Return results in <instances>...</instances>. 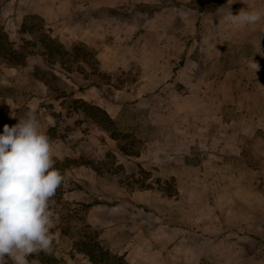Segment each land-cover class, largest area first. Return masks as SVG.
I'll list each match as a JSON object with an SVG mask.
<instances>
[{
  "label": "rangeland",
  "instance_id": "1",
  "mask_svg": "<svg viewBox=\"0 0 264 264\" xmlns=\"http://www.w3.org/2000/svg\"><path fill=\"white\" fill-rule=\"evenodd\" d=\"M56 1L60 3L61 0ZM66 1V6L85 2ZM97 1L99 4L94 9L100 12H127L128 18L138 25L129 44L139 53L125 68L120 67L114 73L102 70L99 63L95 65L94 57L90 56L88 60L97 69L75 59L72 49L83 42L72 38L61 40L58 36H52L48 31L47 22L42 17L26 13L45 6V2L54 5L51 0H41L40 3L37 0H0V37L8 51L5 56L0 54V132L3 131L4 124L11 126L20 118L34 115L27 103L35 98L38 105L43 104L46 107L42 120L51 123L48 117L50 113L56 122L62 121L60 123L63 125V131L57 132V126H52L48 134L57 136L61 133L67 146L75 153L79 149L86 153V156H76L69 149L68 155L57 157L62 159L66 156H84L91 163L90 166L80 165L87 169L82 168L81 175L74 170L80 166L71 168L65 175L64 199L58 206V212L52 217H56L66 238H52L50 249L47 252L40 251L41 263H36L32 254L28 257L30 264H94L82 247L76 244L79 234L89 230L86 228L87 224L99 230L100 235L103 227H118L119 232H114L116 241H105L101 236L100 240L102 245L124 258L123 249L126 239L130 238L129 233L136 234L141 232L139 229L142 228L145 234L143 239L147 244V239L157 238L158 229L155 226L160 219H154L156 214H161L172 205L178 207L180 216L187 214V207L184 209L186 199H181L179 195L174 196L179 185L176 178L170 174L177 161V150L167 144L171 148L168 152L171 153L167 152L165 163L149 161L144 164L146 159L141 158L142 153L147 150V139L157 137L156 129L149 124V114L155 120L157 113L147 110L152 107V94L160 81L146 79L144 88L137 86L144 73H156L160 68L149 63L152 55L164 52V72L171 77L166 82H176L177 80L173 79L174 74L186 58L194 57L195 62L192 61L190 68L186 69V83L180 82L178 90H187L191 83L203 86L204 82L208 83L216 95L222 90L229 100L226 113L230 118L237 117L234 105L239 103L241 106L246 99H250L243 91H247L248 87H251V90L256 89L250 79L255 72L253 61H261L262 51L264 52V16L255 24L235 26L226 22L224 15L229 9L233 14H237L253 5V2L248 4L234 0L233 3L225 4L216 22L211 12L200 13L187 7L184 0L179 1L180 6L174 4L173 0H161L158 3L131 0L114 6L109 4L110 0ZM141 3L149 6H143L141 10ZM153 5H159L158 10L163 11L158 20L152 18L155 11L149 13ZM257 5L260 6L259 0L254 1V7ZM138 10L142 11L141 15ZM261 12L264 13V8ZM161 24L165 25L164 31L160 29ZM217 25L222 27L218 29ZM162 43L166 46L165 51L161 50ZM13 52L16 53L15 56L11 54ZM60 60L64 61V65L60 64ZM84 76L88 77L87 82H80L79 85V78ZM48 78L52 89L44 81H48ZM108 83L111 84L110 89L112 86L121 89V92L117 91L116 100L118 104H122L118 107L119 114L114 117L109 114L115 122V138L111 134L112 130L107 129V122L100 123L96 120L100 113L92 114L79 102L74 101L78 85L80 88L91 84L105 88ZM255 84L259 87V83ZM262 85L263 81L259 88L261 90L264 88ZM133 89L135 94H130ZM61 94L63 98H60ZM55 96L57 101L52 99ZM255 97L258 99L259 95L256 94ZM176 98L169 91L162 98L161 111L166 116L172 115L170 109L177 103ZM166 120L175 122L172 117ZM258 134L259 132L257 136ZM254 136L255 138L248 139L252 147L256 143V134ZM202 147L205 148L204 145ZM151 151H156V148ZM251 154L254 157L250 162L257 173L255 183L260 186L264 183V158L258 157L257 152ZM186 156L188 158L185 157V162L198 159L194 150L192 155L187 153ZM178 162H181L180 159ZM82 197L86 199L76 200ZM93 200L100 203L89 213L91 206L86 208L82 203ZM143 201L158 202L161 207L144 204ZM167 215H170V212ZM90 217L103 224H92L88 220ZM142 217H147L148 220H141ZM231 261L232 257L212 255L205 258L201 264H230ZM110 263L122 264L114 258Z\"/></svg>",
  "mask_w": 264,
  "mask_h": 264
},
{
  "label": "crops",
  "instance_id": "2",
  "mask_svg": "<svg viewBox=\"0 0 264 264\" xmlns=\"http://www.w3.org/2000/svg\"><path fill=\"white\" fill-rule=\"evenodd\" d=\"M129 1L131 0H110L109 4L114 6ZM145 1L158 3L161 0ZM224 1L225 4L232 3V0ZM241 1L248 4L253 2V5L245 10H259L261 6L259 10L261 11L264 8V0H259L260 6L255 7L254 1L258 0ZM51 2L56 6L45 2V6L26 13L42 17L47 22L48 31L52 36H58L61 40L76 39L94 49L102 70L114 73L120 67L125 68L139 53L129 44L138 25L128 18L127 12L107 10L100 12L94 9L99 4L97 0H85L76 6H66V0H61L60 3L56 0ZM162 12L161 9L156 10L152 18L158 20ZM138 13L141 15L142 11L138 10ZM221 27L217 25L218 29ZM164 28L165 25L161 24L160 29L164 31ZM160 46L161 50L165 51V44L162 43ZM163 53L152 55L150 59L149 63L160 67L156 73H144L137 83L142 89L146 85L144 82L146 79L160 81L152 94L151 101L155 103L150 101L152 107L147 110L157 113L155 120L149 114V124L156 129L157 137L147 139V150L142 153L141 158L146 159L144 164H148L149 161L165 163L168 149H171L167 144H171L174 150H177L175 151L177 161L170 174L176 178L179 185L174 196L179 195L181 199H186L184 209L187 207V214L180 216L178 207L174 205L167 207L161 214H156L154 219H160L155 226L158 229L157 238H146L149 244L143 239L145 234L142 228L139 229L142 233L139 231L136 234L129 233L130 238L126 239L123 249L125 261L127 264H201L205 258L219 255L232 257L230 264H264V183L260 186L255 183L257 173L250 162L254 157L251 152H257L258 157L264 158V88L259 89L262 81L264 87V52L262 51L261 61H254L258 68H255L250 79L256 89L251 90V87H248L247 91L244 89V94L250 99L240 103L241 106L239 103L234 105L236 118H230L226 113V104L229 102L226 99L227 95L222 90L216 95L207 82H204L203 86L191 83L187 90L183 92L178 90L180 82L184 83L188 78L186 69L190 68L192 61L195 62L194 57L186 58L178 72L174 74L173 79L177 80L176 82H166L171 77L164 72L166 58ZM57 73L59 74L58 71ZM79 80L78 83L81 85L80 82H87L88 77H80ZM255 81L259 83V87ZM79 85L75 91V98L103 107L112 117L119 114L118 107L121 103L118 104L116 100L117 91L121 92V89L113 86L110 89V83L105 88L92 84L80 88ZM167 91L177 97V103L170 109L172 115L166 116L161 108L162 98ZM130 94H135V89L130 91ZM256 94L259 95L258 99L255 97ZM61 95L60 98H63V94ZM52 99L57 101L58 98L55 96ZM148 104L150 106V103ZM27 106L38 120L40 130L48 135L53 156L68 155L69 149L76 156L80 154L86 156L84 151L79 149L75 153L67 146L61 133L57 136L48 134L52 126H57L56 130L59 132L63 125L60 123L62 121L56 122L50 113L48 117L51 123L42 120L43 114L46 113L43 104L38 105L33 98ZM59 107L63 108L62 105ZM170 117L175 122L166 120ZM255 134L256 143L252 147L248 139L255 138ZM152 148H156V151H151ZM192 150L196 151L198 159L185 162V157L188 158L186 154L192 155ZM170 153L171 151L168 152ZM97 157L101 158L100 155ZM179 159L181 162H178ZM82 168L87 170L85 166L76 167L74 170L81 175ZM85 199L82 197L76 200ZM143 203L161 207L158 202ZM98 205L93 204L89 213ZM168 212L170 215H167ZM88 220L92 224H103L94 217ZM141 220L148 219L142 217ZM118 230V227L113 229L103 227L100 236L105 241H116L114 232H119ZM50 235L52 238L56 236L66 238L56 217L51 219ZM40 256V252L34 253L32 259L36 263H41Z\"/></svg>",
  "mask_w": 264,
  "mask_h": 264
},
{
  "label": "clouds",
  "instance_id": "3",
  "mask_svg": "<svg viewBox=\"0 0 264 264\" xmlns=\"http://www.w3.org/2000/svg\"><path fill=\"white\" fill-rule=\"evenodd\" d=\"M234 0H232V3ZM264 13L248 9L233 14L226 22L251 25ZM252 67L258 68L253 61ZM48 135L40 130L34 115L20 118L0 132V264H30L28 257L47 252L52 245L50 198L64 175L55 168Z\"/></svg>",
  "mask_w": 264,
  "mask_h": 264
},
{
  "label": "trees",
  "instance_id": "4",
  "mask_svg": "<svg viewBox=\"0 0 264 264\" xmlns=\"http://www.w3.org/2000/svg\"><path fill=\"white\" fill-rule=\"evenodd\" d=\"M174 4L179 5L180 3L177 0H173ZM225 5L224 0H190L187 2V7L192 8L194 10H197L200 13L203 12H211L214 15V20L217 22L219 16L222 13V8ZM139 9L143 10V6H149V4L141 3L139 4ZM153 9L149 11V13L154 12L160 8L159 5H153ZM116 12V11H112ZM2 39L0 37V54L4 55L8 54V51L5 46H3ZM73 56L75 59L79 61H84L90 68H95V66L98 62V59L96 58V51L90 47H88L84 43L77 44L73 47ZM13 56H15L16 53H11ZM19 57V55H16ZM94 57L95 60V65L89 62V58ZM51 63H55L57 61H50ZM60 64L64 65V61L60 60ZM101 71V70H100ZM104 72V71H102ZM106 73V72H104ZM108 74V73H107ZM45 83L50 87V80L48 78V81L45 80ZM51 88V87H50ZM52 89V88H51ZM75 102H79L84 108L88 110V112H91L92 114L100 113L101 115L96 118V120L100 123H106L107 122V129L112 130L111 134L115 138L116 131L114 130L115 128V122L113 118L109 115V113L103 109L102 107L89 103L86 100H83L81 98H75ZM94 112V113H93ZM54 157V167L60 170V172L64 175L73 167L80 166V165H85V166H90L91 163L87 161L84 156H79V157H69L66 156L64 158H59L57 156ZM64 180L62 184L56 189V192L52 198H50V211L52 212V216H55L56 213L58 212V206L59 204L62 203L64 199ZM172 194V192H169ZM100 203L98 200H93L87 203H82V205L86 208H89L93 204ZM86 228H89L88 231H85L83 233L79 234V239L76 241V244H79L82 247V250L89 256L90 260L94 264H111V260L117 259L119 260L122 264H125L124 258L121 255H117L113 253L108 247H105L104 245L101 244L100 240V231L97 229H94L90 224L86 225ZM8 264H12V261L9 259Z\"/></svg>",
  "mask_w": 264,
  "mask_h": 264
}]
</instances>
